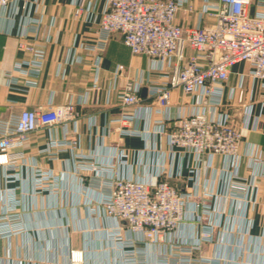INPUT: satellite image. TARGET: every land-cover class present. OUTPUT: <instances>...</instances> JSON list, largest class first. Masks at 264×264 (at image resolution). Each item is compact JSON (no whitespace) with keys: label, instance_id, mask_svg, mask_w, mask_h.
Returning <instances> with one entry per match:
<instances>
[{"label":"crops","instance_id":"0c3cea01","mask_svg":"<svg viewBox=\"0 0 264 264\" xmlns=\"http://www.w3.org/2000/svg\"><path fill=\"white\" fill-rule=\"evenodd\" d=\"M106 1L87 0L95 8L81 18L75 16L74 0H45L41 14L33 12L31 15L32 21L23 13L13 17L11 9L0 10V124L10 121L24 109L42 107L50 110L74 104L81 113L75 125H58L50 133L41 129L33 134L23 149L28 164L21 169L20 181L5 183L4 170L0 167V213L7 210L9 200H12L6 190L16 188L14 201L18 205L15 213L19 216L16 222L20 229L19 233L9 237H3L0 229V264H69L72 251L84 253V264H127L123 251L127 248L123 246L122 249V244L111 237L114 229L126 223L104 215L99 203L108 189L98 188L97 181L120 176L156 184L171 175L170 183L181 190L195 187L201 191L209 188L212 181L218 182V191L222 186L223 159L214 157L210 167L206 159L200 166L198 179L190 173L192 161L171 149L164 135L150 133L154 123L149 126L144 114L134 125L140 131L150 130L142 137L122 135L115 129L117 125L110 128L111 121L121 112L117 88L123 81L117 85L113 77L118 65L128 68L131 79L137 80L147 74L153 82L160 79L157 73L148 72L150 63L147 59L131 55L119 34L113 35L105 50L98 53L97 92L93 88V63L98 54L79 49L77 56L82 62L71 59V52L81 45L98 43L99 19ZM218 2L210 0L211 4ZM203 6L204 0H186L177 13V22L186 27L211 25L213 20L202 13ZM257 11L253 3L250 15ZM21 43L38 45L44 51L37 75H24L19 70L20 67L32 70L34 66L33 55L22 51ZM247 70V65H237L229 86L236 85L238 75ZM115 85L118 86L116 89ZM229 90L225 89L226 92ZM247 90L246 103L253 105L252 118L257 117L259 125L256 129L245 127L240 114L232 125L243 137L244 158L240 174L248 185L253 180L254 186L250 187L243 211H240L239 202L225 199L220 209L210 213V221L220 225L215 230V240L203 243L201 251L193 253L192 258L203 256L212 264H264V165L252 163L248 156L254 147L264 161V104L261 100L264 91L258 85ZM148 94V86H145L140 96L144 104L149 105L152 101ZM172 102L169 111L172 117L179 109L185 107L187 110L190 106V98L180 90L172 92ZM159 118L156 115L153 121ZM73 136L78 140L75 150L49 146L50 138L61 140ZM120 150L128 155L126 164L109 166L114 152ZM85 162L98 165L100 173L82 170L80 165ZM35 168L47 171L57 179L49 181L50 188L54 187L52 192H35L32 172ZM179 175L181 179H178ZM208 202L212 206L215 203L214 200ZM202 228L203 224L194 222L189 227H182L178 234L191 244L200 238ZM123 239L133 240L135 236L124 231ZM144 247L139 258L147 264H154L155 256L165 252L163 246L159 249L152 245Z\"/></svg>","mask_w":264,"mask_h":264},{"label":"built area","instance_id":"2783aa9c","mask_svg":"<svg viewBox=\"0 0 264 264\" xmlns=\"http://www.w3.org/2000/svg\"><path fill=\"white\" fill-rule=\"evenodd\" d=\"M218 1V4H211L210 0H204L202 13L213 20L211 25L186 27L177 22V13L186 0H107L99 19L98 43L84 44L71 52V59L81 63L82 58L77 56L79 49L102 53L110 38L119 34L133 57L149 61L148 72L157 73L160 81H151L149 74L141 75L137 80L131 79L128 68L118 65L113 77L117 85L123 81L122 86H114L119 89L121 112L111 121L110 128L117 125L115 129L122 135L142 137L150 130L140 131L134 125L144 114L149 126L154 123L150 133L164 135L171 149L192 161L190 173L198 179L200 166L206 159L208 167L214 157L223 159L219 191L217 181H212L209 188L201 191L195 187L181 190L170 183L171 175L156 184L120 176L96 182L98 188L108 189L99 203L104 215L126 223L114 229L111 237L122 244V249L127 248L123 250L127 264H147L139 258L145 245L165 248L164 253L155 256L154 264H212L203 256L192 258L193 253L201 251L203 243L215 240V230L220 225L210 221V213L220 209L225 199L236 200L240 203V211H243L250 187L254 186L253 180L249 181L252 185H248L240 174L244 158L243 137L232 124L240 114L245 127L256 129L259 125L258 118H252L253 105L246 103V96L247 89H255L256 85L264 91V0ZM44 3L45 0H0V10L11 9L13 17L23 13L30 20L33 12L41 14ZM253 3L258 11L250 15ZM73 5L77 18L95 8L87 0H74ZM91 20L96 21L95 17ZM19 47L34 57L32 70L22 67L19 70L24 75H37L44 51L32 43H21ZM99 56L93 63V88L96 92L99 89ZM240 64L247 65L248 70L238 75L236 85L229 86L233 70ZM145 86H148V97L152 101L149 105L144 104L140 96ZM225 89L230 90L226 92ZM174 90H180L190 98V106L187 110L185 107L179 109L178 114L172 117L169 111ZM261 100L264 104V92ZM130 108L132 112L126 111ZM156 115L160 118L153 121ZM80 116L76 105L68 104L50 110L42 107L24 109L10 121L0 124V167L4 170L5 183L21 180V169L28 164L23 149L34 133L41 129L50 133L56 126L67 127L68 123L75 125ZM49 146L75 150L78 140L75 136L61 140L50 138ZM127 156L124 150L115 151L109 166L126 164ZM248 156L252 163L264 165L258 149L251 147ZM80 166L82 170L100 173L96 164L85 162ZM32 172L35 192L54 190V187L50 188L49 181L57 179L51 173L39 168ZM181 177L179 175L178 179ZM15 190H6L12 195V200H9L7 210L0 213L3 237L20 232L16 222L19 216L15 213L18 205L14 201ZM213 200L212 206L208 201ZM194 222L203 224V228L200 238L190 244L180 238L178 232ZM124 231L134 234L135 239L124 240ZM84 262L82 251L70 253L69 264Z\"/></svg>","mask_w":264,"mask_h":264}]
</instances>
